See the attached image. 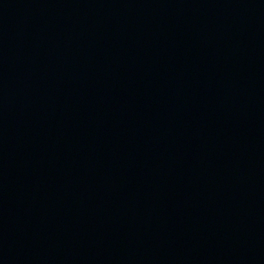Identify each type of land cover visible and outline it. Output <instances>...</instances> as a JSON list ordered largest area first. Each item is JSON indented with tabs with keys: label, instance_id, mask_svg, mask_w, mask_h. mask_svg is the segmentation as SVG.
I'll return each instance as SVG.
<instances>
[{
	"label": "water",
	"instance_id": "obj_1",
	"mask_svg": "<svg viewBox=\"0 0 264 264\" xmlns=\"http://www.w3.org/2000/svg\"><path fill=\"white\" fill-rule=\"evenodd\" d=\"M0 264H264V0H0Z\"/></svg>",
	"mask_w": 264,
	"mask_h": 264
}]
</instances>
